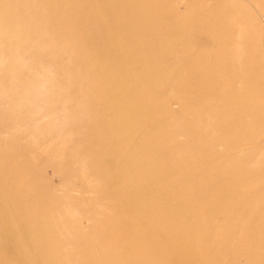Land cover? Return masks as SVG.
<instances>
[{"label":"rangeland","instance_id":"1","mask_svg":"<svg viewBox=\"0 0 264 264\" xmlns=\"http://www.w3.org/2000/svg\"><path fill=\"white\" fill-rule=\"evenodd\" d=\"M263 21L0 0V264H264Z\"/></svg>","mask_w":264,"mask_h":264},{"label":"bare ground","instance_id":"2","mask_svg":"<svg viewBox=\"0 0 264 264\" xmlns=\"http://www.w3.org/2000/svg\"><path fill=\"white\" fill-rule=\"evenodd\" d=\"M263 23H264V21H263ZM234 147V146H233ZM234 148H237V146L236 147H234ZM233 150V149H232ZM231 158H233V157H231ZM234 160H235V158H234ZM9 217V216H8Z\"/></svg>","mask_w":264,"mask_h":264}]
</instances>
